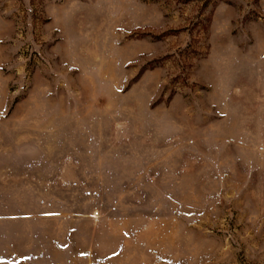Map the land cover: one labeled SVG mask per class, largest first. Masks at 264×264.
<instances>
[{
  "label": "rangeland",
  "instance_id": "374dc122",
  "mask_svg": "<svg viewBox=\"0 0 264 264\" xmlns=\"http://www.w3.org/2000/svg\"><path fill=\"white\" fill-rule=\"evenodd\" d=\"M0 264H264V0H0Z\"/></svg>",
  "mask_w": 264,
  "mask_h": 264
}]
</instances>
